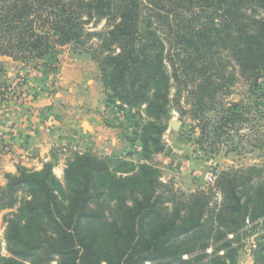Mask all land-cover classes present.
<instances>
[{"label": "trees", "instance_id": "1", "mask_svg": "<svg viewBox=\"0 0 264 264\" xmlns=\"http://www.w3.org/2000/svg\"><path fill=\"white\" fill-rule=\"evenodd\" d=\"M144 3L151 12L146 29ZM143 4L0 0V53L43 58L54 44L100 41L112 98L123 107L145 105L153 118L141 141L149 161L164 150V128L157 122L168 114L172 79L189 83L181 82L180 69L187 73L197 61L203 63L206 76L198 85L201 94L213 98L209 89L213 94L223 89L225 72L209 69L226 52L258 88L264 72V0ZM104 21L103 31L86 27ZM240 107L224 111L222 127L240 119ZM54 166L20 167L0 188V211H12L5 230L9 256H3L0 242V264H238L243 241L252 235L258 241L256 264H264V170L223 172L216 192L184 199L163 186L159 171L149 164L80 153L67 163L64 182Z\"/></svg>", "mask_w": 264, "mask_h": 264}, {"label": "rangeland", "instance_id": "2", "mask_svg": "<svg viewBox=\"0 0 264 264\" xmlns=\"http://www.w3.org/2000/svg\"><path fill=\"white\" fill-rule=\"evenodd\" d=\"M142 4L144 0H141ZM142 6V28L146 29L150 21L149 7ZM156 25L158 24L155 22ZM91 31H103L106 22L94 26H86ZM101 43L92 39L88 43L70 42L68 44H54L49 54L43 58L24 55L25 58H15L0 53V102L7 100L19 104L30 101L26 86L36 84L38 93L48 92L60 82L70 77H84L80 74H70L69 68H74L78 61L80 67L85 66L82 57L92 59L95 68V81L101 86L102 98L99 100L95 112L101 121L110 128L116 129L119 154L108 150L87 151L75 148L72 143L63 141L57 148L60 151H69L67 163L76 154L92 153L101 159L128 160L135 164H149L154 166L160 174V182L179 198L189 199L199 192L213 189L223 172H244L252 168L264 170V72L259 80L258 88H254L241 73L239 66L232 62L228 53L221 54L222 61L215 66V71L225 72V81L221 82L222 90L216 94L210 88V98L202 89L203 63L196 62L192 71L179 70V78L189 80L186 84L171 81L169 94L168 114L157 122L164 128L161 134V143L164 150L154 154L149 161L144 160L142 137L144 128L153 121L147 115L145 105L137 108L123 107V104L112 98L114 93L107 85L106 76L102 69V60L105 54L101 50ZM21 56V54H20ZM176 62H178L176 60ZM229 62L231 64H229ZM227 65L228 68H219ZM208 73V74H210ZM168 74L171 78L174 71L168 63ZM189 75V77H187ZM233 104H241L236 111L240 119L235 123L223 126L220 122L225 110L231 109ZM123 107V108H122ZM227 114H224V116ZM56 117L49 116L50 129L56 126ZM177 123V128L173 123ZM11 123H7L10 128ZM67 165V164H66ZM213 176L209 180V176ZM64 182V179L61 181ZM164 188L160 190L163 191ZM221 200V194L216 199ZM3 218V228L0 231L2 254L8 257L5 240L6 220L10 210ZM5 229V230H4ZM258 244L257 235L246 237L240 251L238 264H256L254 250Z\"/></svg>", "mask_w": 264, "mask_h": 264}, {"label": "crops", "instance_id": "3", "mask_svg": "<svg viewBox=\"0 0 264 264\" xmlns=\"http://www.w3.org/2000/svg\"><path fill=\"white\" fill-rule=\"evenodd\" d=\"M69 68L70 74L84 77L61 79L48 92L38 93L36 84L26 86L30 101L19 104L0 102V188L7 176L17 175L20 167L41 170L54 164V174L64 179L69 151L57 148L63 141L87 151L108 150L119 154L116 129L105 125L95 112L102 98L101 86L94 80L95 68L87 57ZM56 117V126L50 129L49 116ZM7 123L10 124L8 128ZM6 211H0V231ZM5 230V229H4Z\"/></svg>", "mask_w": 264, "mask_h": 264}, {"label": "water", "instance_id": "4", "mask_svg": "<svg viewBox=\"0 0 264 264\" xmlns=\"http://www.w3.org/2000/svg\"><path fill=\"white\" fill-rule=\"evenodd\" d=\"M173 127L177 128V123L176 122L173 123Z\"/></svg>", "mask_w": 264, "mask_h": 264}, {"label": "built area", "instance_id": "5", "mask_svg": "<svg viewBox=\"0 0 264 264\" xmlns=\"http://www.w3.org/2000/svg\"><path fill=\"white\" fill-rule=\"evenodd\" d=\"M212 178H213V176L211 175V176H209V178H208V179H209V180H212Z\"/></svg>", "mask_w": 264, "mask_h": 264}]
</instances>
